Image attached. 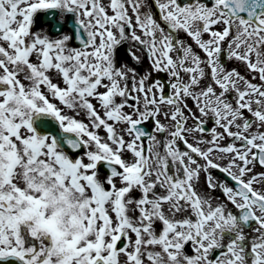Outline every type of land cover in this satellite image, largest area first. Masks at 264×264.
<instances>
[{
    "label": "snow or ice",
    "instance_id": "6c2138e0",
    "mask_svg": "<svg viewBox=\"0 0 264 264\" xmlns=\"http://www.w3.org/2000/svg\"><path fill=\"white\" fill-rule=\"evenodd\" d=\"M57 6L78 45L34 30ZM41 112L75 136L41 134ZM257 165L264 0H0V258L264 264Z\"/></svg>",
    "mask_w": 264,
    "mask_h": 264
},
{
    "label": "flooded vegetation",
    "instance_id": "af4514ba",
    "mask_svg": "<svg viewBox=\"0 0 264 264\" xmlns=\"http://www.w3.org/2000/svg\"><path fill=\"white\" fill-rule=\"evenodd\" d=\"M105 3H108V0H105ZM41 10L42 9H38L37 12L34 13V16H33V28H34V30H39L40 28H45L46 27L48 33L50 35H54V36H59L62 33H65V32L69 33V34H71V43L74 44V41H73V30L75 29L77 23L79 22V20L77 19L78 13L75 10H66V9L60 8V12H59V26H60L61 29H60L59 34L55 35V34L51 33V29H50L49 25H38L37 24V22H39V20H40V16H41V12L40 11ZM181 35L183 36L184 34L181 33ZM185 39H188V38L185 37ZM120 52H121V58L123 60H125L129 65H131L133 67H137L138 71L143 72L146 68L150 67L148 58L146 56H144L142 63H138L137 64V63H133V61L125 53L123 48H121ZM138 54L143 56L142 52L138 51ZM226 63H227L228 67L235 66V67H238L239 70H241L242 72L245 71L243 65L240 64L239 62L235 61V60H228V61H226ZM51 75H52V78L54 79V81L60 82L61 86H63V82L61 81L60 75L57 74V72L55 70H53L51 72ZM160 78H162V79L166 78V74L165 73H160ZM189 103H191V101H189ZM60 105H63V104L60 102ZM256 170L257 171H264V169H261L259 167V165H257V169ZM215 174L217 176H221L222 175V173H220L219 171H217ZM201 186L202 187H206L205 184H204L203 176L201 177ZM26 227H27L26 225H22V229H24Z\"/></svg>",
    "mask_w": 264,
    "mask_h": 264
},
{
    "label": "water",
    "instance_id": "95a60500",
    "mask_svg": "<svg viewBox=\"0 0 264 264\" xmlns=\"http://www.w3.org/2000/svg\"><path fill=\"white\" fill-rule=\"evenodd\" d=\"M34 125L36 129L41 133H46L50 129L57 136L59 140L61 136L62 139H65V135H63L64 132L58 130V125L56 121L51 119L45 113H39L35 116Z\"/></svg>",
    "mask_w": 264,
    "mask_h": 264
},
{
    "label": "rangeland",
    "instance_id": "374dc122",
    "mask_svg": "<svg viewBox=\"0 0 264 264\" xmlns=\"http://www.w3.org/2000/svg\"><path fill=\"white\" fill-rule=\"evenodd\" d=\"M55 103H57V102H55ZM79 115L81 116V119H84L85 121H87V119L85 117H83L82 112ZM101 134H105V133L104 132H101Z\"/></svg>",
    "mask_w": 264,
    "mask_h": 264
}]
</instances>
